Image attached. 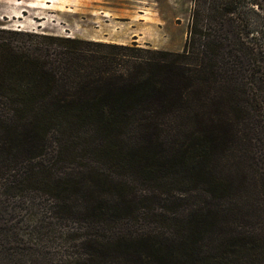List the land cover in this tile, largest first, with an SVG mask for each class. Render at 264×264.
<instances>
[{
  "label": "trees",
  "instance_id": "trees-1",
  "mask_svg": "<svg viewBox=\"0 0 264 264\" xmlns=\"http://www.w3.org/2000/svg\"><path fill=\"white\" fill-rule=\"evenodd\" d=\"M191 3L178 50L0 24V264H264V12Z\"/></svg>",
  "mask_w": 264,
  "mask_h": 264
},
{
  "label": "rangeland",
  "instance_id": "rangeland-1",
  "mask_svg": "<svg viewBox=\"0 0 264 264\" xmlns=\"http://www.w3.org/2000/svg\"><path fill=\"white\" fill-rule=\"evenodd\" d=\"M192 0H0V24L81 38L181 48ZM264 12V0H259Z\"/></svg>",
  "mask_w": 264,
  "mask_h": 264
}]
</instances>
